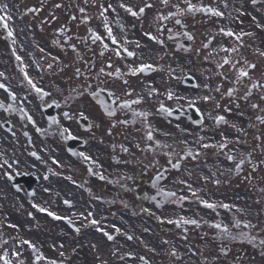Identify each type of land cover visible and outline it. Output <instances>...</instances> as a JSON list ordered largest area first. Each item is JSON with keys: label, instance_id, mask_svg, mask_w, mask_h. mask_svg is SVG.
I'll return each instance as SVG.
<instances>
[{"label": "flooded vegetation", "instance_id": "obj_1", "mask_svg": "<svg viewBox=\"0 0 264 264\" xmlns=\"http://www.w3.org/2000/svg\"><path fill=\"white\" fill-rule=\"evenodd\" d=\"M191 3L223 15H170L177 11L173 5L186 8L185 0H169L167 6L161 0H22L24 31L15 29L13 47L36 55L21 66L14 65L8 37L0 30V255L7 252L12 264H264V123L257 119L264 116V88L251 89L253 82L264 84V0ZM105 17L116 44L104 28ZM226 31L234 35L226 36ZM93 32L102 42H92ZM225 58L231 64H224ZM146 64L152 68L131 74ZM240 69L249 75L238 82ZM152 89L156 91L150 95ZM204 96L212 99L205 102ZM137 99L141 102L131 103ZM125 101L130 108L120 107ZM105 104L114 116L107 115ZM161 105L167 111H161ZM217 116L227 123L218 124ZM221 143L227 144L223 150L203 147ZM123 147L141 154L129 155L135 177L129 201L134 200L136 208L185 213L208 209L201 203L208 201L222 212L219 221L186 224L179 250H159L153 240H145V255L139 239L126 237L125 223H116L119 231L111 241H117V257L108 262L104 251H88L93 237L78 227L85 224L90 208L86 163L108 162L116 179ZM227 155L235 160H227ZM242 158L245 163L237 172L235 164ZM199 186L206 191L193 196L192 189ZM124 189L122 182L111 189L112 201L121 208L126 203ZM99 190L109 195L108 186ZM28 212L36 214L35 223H27ZM47 212L71 223L59 225ZM246 223L253 227L246 228ZM242 232L255 240L250 243ZM95 241L103 243L101 237ZM37 255L43 258L37 260Z\"/></svg>", "mask_w": 264, "mask_h": 264}, {"label": "snow or ice", "instance_id": "obj_2", "mask_svg": "<svg viewBox=\"0 0 264 264\" xmlns=\"http://www.w3.org/2000/svg\"><path fill=\"white\" fill-rule=\"evenodd\" d=\"M255 2H256V0H253V3H255ZM161 3L163 5H165V6H167L169 4V0H161ZM185 3L187 5V7L184 8V9H181L178 5H173V7H175L177 9V11H176V13H170V15H181V14H183L185 12H187V13L205 12V13H211L214 16H222L223 15V13H221V12H219V11L213 9V8L198 7L197 5L192 4L191 3V0H185ZM120 6L122 8H125V10L128 13H130L132 16H137L138 15V13L136 11H133V9L131 7H126L124 4H121ZM56 7H60V5H56ZM145 7H151V5H146ZM108 8H111V5H108ZM6 10H7V5L6 4L3 5V6H0V12H4ZM29 11H39V9H30ZM80 11L83 12L84 9H80ZM104 11H107V9H104ZM139 12L140 13H143L144 12V8H141L139 10ZM103 14H104V12L102 11L101 12V15H103ZM168 18H169L168 16H160L159 17L160 20H166ZM9 19H11V16L10 15L0 16V23H3V27L5 29H8V24L6 23V21L9 20ZM175 22H176V24H181V20L180 19H177ZM104 28H105V30L107 32V35H108L109 39H111V41H112L113 44H116L117 43V40L112 35V29H111V27L107 23V17H105ZM7 35L9 37H13L12 30L9 29L8 32H7ZM224 35H226V36H233L234 33H232L231 31H226V32H224ZM151 38L154 39V40L156 39V37H151ZM239 38L240 37H237V39H239ZM188 39L191 40L192 39V36L191 35H188ZM97 41H101L102 42V38H101V36H99L95 32H93L92 33V42L95 43ZM13 43H15V40H13ZM54 43H55V41H54ZM104 47L107 48L108 45L105 44ZM73 49L75 50L74 46H73ZM222 50L225 51V52L230 51L229 49H222ZM41 51H43V50L41 49ZM125 51H127V49H125ZM231 51H236V49H231ZM116 54L119 55L120 53L117 52ZM127 55L128 56H132V55H134V53L127 52ZM260 55L261 56H264V52H261ZM16 59L17 60H20L21 58L19 56H16ZM245 63H247V62L245 61ZM224 64H231V61L229 59L225 58L224 59ZM49 67H51V65H49ZM218 67H223V65H218ZM233 67H234V65H233ZM248 67L254 69L256 67V65L255 64H248ZM151 68H152V65H147V64L146 65H141L140 67L131 70V74L132 75H136L139 72H145L146 70H149ZM21 71L23 72V68L21 69ZM76 71H77V74H79V71L80 70L77 69ZM117 72H119V70H117ZM0 75H3V74L0 73ZM108 75L111 76L112 73H108ZM248 75H249V73H248L247 70L240 69L238 71V75H237L238 82H239L240 78H242V77H248ZM25 76H27L26 73H25ZM28 83L30 85H32V87L35 88L37 92H42V89L36 88L35 84H33V82L31 80H29ZM125 83H127V81H125ZM0 88H4V85L3 84H0ZM260 88H264V84H260L259 82H253L251 84V89H260ZM251 89H248L247 90V94L248 95L251 94ZM155 91H156L155 89H152L149 94L151 95L152 92H155ZM216 91L219 92L220 89L217 88ZM232 93H233V90L230 89L229 92H228V95L231 96ZM128 94L130 95L131 93H128ZM12 98L15 99V96H13ZM168 98L169 99H172L173 98V93L169 92L168 93ZM261 98L264 99V96H262ZM210 99H212L210 96H204L203 97V100L205 102L209 101ZM140 102L141 101L139 99H137V100L132 101L131 103L132 104H138ZM192 103H195V102L194 101H190V104H192ZM120 107L121 108H130L131 105H130V103L128 101H125L122 105H120ZM217 107H219V105H217ZM252 107L253 108H256L258 106L256 104H253ZM104 108H105V111L107 112V115H109V116H114L115 115V111L114 110H111L107 104L104 105ZM160 110L161 111H167V109H165L163 107V105H161ZM68 115H69L68 113H64V116L66 118L68 117ZM133 115L134 116H142V117H145V118L147 117V113H143V112H139V113L133 112ZM257 119L261 123H264V116H258ZM215 120L217 121L218 124L219 123H227V121L225 120V117L224 116H217L215 118ZM56 122L57 121L55 119L52 120V123H56ZM122 123H127V121H122ZM65 131L67 132V129H65ZM69 135H71V134L69 133ZM147 138H148V140H152L153 139V135H152V132L151 131L148 132ZM201 139H203V138L201 137ZM257 139H259V138L257 137ZM236 142L239 143L240 141L237 140ZM203 147L204 148H208V147H219L221 150H223L224 148L227 147V144H224V143H221L219 145H208V144H204ZM125 151H126V149H125ZM32 155L35 156L36 154L35 153H32ZM78 155L83 156L84 160H91V157L85 156L83 153H79ZM187 155L188 156H193V153L191 151H189L187 153ZM196 155H199V153H197ZM193 158H195V156H193ZM226 159L229 160V161H234L235 160V157L233 155H227ZM248 162L251 163V160H249ZM244 163H245V158H242V159L239 160V162H237L235 164V169H236L237 172H239L241 170V166ZM5 164H7V161H5ZM0 167H2V165H0ZM8 167H11V165H8ZM173 167L174 168H178L179 165L178 164H174ZM256 167H257V165L253 164V170H255ZM89 171H91V169H89ZM9 178H11V177H9ZM100 178L101 179H104V177L102 175H101ZM45 179H47V177H45ZM216 183H219V181H216ZM165 195L166 196H175V193H166ZM192 195L195 196L196 193L193 192ZM181 199H184V198L182 197ZM65 203L66 204H69L68 201H65ZM201 203L204 205V207H206L208 209L215 210L217 208V205L216 204L210 203L208 201H201ZM33 207H38V206L37 205H33ZM219 207H222L224 209H231L232 206L229 205V204H220ZM39 211L46 212L47 210L44 209V208H39ZM237 211H240V209H237ZM47 214L49 216L53 217L54 219H61V217L56 216L55 213L47 212ZM89 215H91V214H89ZM65 219H67V218H65ZM68 222L71 223V220H69ZM91 223L92 224H97L98 222L96 220H92ZM168 223H174L177 226H179L181 224H193V225H195V224H197V221L196 220H189V219L181 218V219H178V220H175V221L169 220ZM240 224H241V221L240 220H238V219L235 220V225L237 227H239ZM244 226L246 228L253 227V225L248 224V223H246ZM10 227H14V225H10ZM215 227L219 229V228H221V225L220 224H216ZM77 231H78V229H77ZM117 231H119V229H117ZM223 231L227 233L228 232V228L225 227L223 229ZM104 235L107 237L108 240H112L113 239V237L111 235H109L107 232H104ZM240 235L242 237H247L248 238V241L250 243L255 240V237L248 236L247 233H243L242 232ZM128 239H132V237L129 236ZM5 243H6V241H5ZM22 243L23 244H27L29 248L33 249V251H36L35 245L32 244L30 241L24 240V241H22ZM260 243L262 245H264V240H261ZM14 255H17L18 256L19 253H14ZM61 255H63V253H61ZM42 258L43 257L42 256H39V255H37V257H36L37 260H40ZM0 261H3V264H12V261L8 258V253L7 252H4L2 255H0ZM20 264H23V261H21ZM50 264H56V262L55 261H51Z\"/></svg>", "mask_w": 264, "mask_h": 264}, {"label": "rangeland", "instance_id": "obj_3", "mask_svg": "<svg viewBox=\"0 0 264 264\" xmlns=\"http://www.w3.org/2000/svg\"><path fill=\"white\" fill-rule=\"evenodd\" d=\"M126 206V205H125ZM127 207H125V209H126ZM132 212V211H131ZM200 212H202V211H197V212H195V213H193V216L195 217V215L197 214V213H200ZM133 213V221H129V223H141V230L145 233V231L144 230H146V232H148L150 235H152V233L153 234H157L158 232H157V228L155 227V226H151V225H149L148 223H152L151 221L152 220H154V219H158V218H166V219H168V220H171V219H177L174 215H172V216H167V217H165V216H158V215H155V217L156 218H147L146 216H144L141 212H137V213H134V212H132ZM210 213H212L213 215L215 214L214 212H210ZM222 213V212H221ZM145 218L147 219V220H145ZM148 220H150V221H148ZM113 223V222H112ZM124 223H127L126 222V220H125V222Z\"/></svg>", "mask_w": 264, "mask_h": 264}, {"label": "bare ground", "instance_id": "obj_4", "mask_svg": "<svg viewBox=\"0 0 264 264\" xmlns=\"http://www.w3.org/2000/svg\"><path fill=\"white\" fill-rule=\"evenodd\" d=\"M95 234V233H94ZM89 244H90V246L92 245V244H94V245H96L97 244V242L94 240H91L90 242H89ZM92 252H94V253H100L101 252V250H96V249H94V250H92Z\"/></svg>", "mask_w": 264, "mask_h": 264}]
</instances>
